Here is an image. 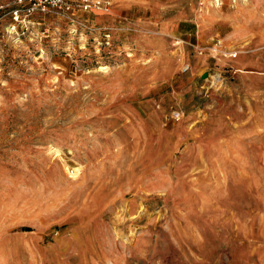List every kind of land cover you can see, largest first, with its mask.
Instances as JSON below:
<instances>
[{"label":"rangeland","instance_id":"rangeland-1","mask_svg":"<svg viewBox=\"0 0 264 264\" xmlns=\"http://www.w3.org/2000/svg\"><path fill=\"white\" fill-rule=\"evenodd\" d=\"M13 1L0 264H264V0Z\"/></svg>","mask_w":264,"mask_h":264},{"label":"built area","instance_id":"built-area-1","mask_svg":"<svg viewBox=\"0 0 264 264\" xmlns=\"http://www.w3.org/2000/svg\"><path fill=\"white\" fill-rule=\"evenodd\" d=\"M100 3V0H14L13 6L8 10V14H10L12 18L9 27L16 30L17 26L26 25L36 11L44 13L54 11L71 13L76 9L88 10L92 5ZM179 42L180 41L176 39L174 45H177ZM230 54L231 56H235L236 52ZM189 67V64H185L182 70L187 71Z\"/></svg>","mask_w":264,"mask_h":264},{"label":"crops","instance_id":"crops-1","mask_svg":"<svg viewBox=\"0 0 264 264\" xmlns=\"http://www.w3.org/2000/svg\"><path fill=\"white\" fill-rule=\"evenodd\" d=\"M181 21H183L182 23H183V25H184L185 27H191V28H192V23L195 24V21H194V20L189 21V20H182V19L180 18V19H178V20L173 21L172 19H168L167 21H164V23H163V27H164L165 29H168L170 26H173V25H175V24H179V23H181ZM189 34H190V33H189ZM183 71H184V70H183Z\"/></svg>","mask_w":264,"mask_h":264},{"label":"bare ground","instance_id":"bare-ground-1","mask_svg":"<svg viewBox=\"0 0 264 264\" xmlns=\"http://www.w3.org/2000/svg\"><path fill=\"white\" fill-rule=\"evenodd\" d=\"M226 55V54H225ZM231 55V54H230Z\"/></svg>","mask_w":264,"mask_h":264}]
</instances>
